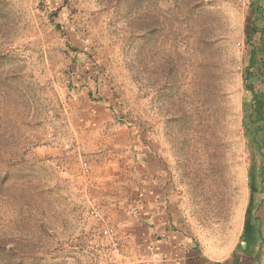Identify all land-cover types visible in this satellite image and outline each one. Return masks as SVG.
<instances>
[{"label":"rangeland","instance_id":"1","mask_svg":"<svg viewBox=\"0 0 264 264\" xmlns=\"http://www.w3.org/2000/svg\"><path fill=\"white\" fill-rule=\"evenodd\" d=\"M250 5L0 0V264H151L136 213L122 224L149 170L177 229L236 232Z\"/></svg>","mask_w":264,"mask_h":264},{"label":"crops","instance_id":"2","mask_svg":"<svg viewBox=\"0 0 264 264\" xmlns=\"http://www.w3.org/2000/svg\"><path fill=\"white\" fill-rule=\"evenodd\" d=\"M255 91L260 116L255 119L256 131L250 134L248 145L254 165L248 202L236 232L229 230L222 238L207 239L185 218L177 229L169 210L171 195L166 182L149 170V179L137 185L133 202H125L129 220H122V224H130L133 216L129 209L136 213L138 223L146 230L143 242L151 264H264V71Z\"/></svg>","mask_w":264,"mask_h":264},{"label":"trees","instance_id":"3","mask_svg":"<svg viewBox=\"0 0 264 264\" xmlns=\"http://www.w3.org/2000/svg\"><path fill=\"white\" fill-rule=\"evenodd\" d=\"M141 1L142 0H137L138 3ZM250 6L251 11L245 20L244 27V42L246 51L243 58L244 86L246 94H248L250 99L246 111L247 119H245L246 125L248 126V137L253 131H256L254 125L257 121L255 119L258 115L260 116V107L257 106L258 96L256 94L255 87L256 81L263 76L264 71V0H251ZM15 163L16 162L14 161L13 166ZM4 168H6V163L3 155L0 153V187H3L8 180L7 174L3 171ZM249 210L250 207L248 205L245 212L246 216L248 215ZM26 256L28 259L32 258V256L27 255V253Z\"/></svg>","mask_w":264,"mask_h":264},{"label":"built area","instance_id":"4","mask_svg":"<svg viewBox=\"0 0 264 264\" xmlns=\"http://www.w3.org/2000/svg\"><path fill=\"white\" fill-rule=\"evenodd\" d=\"M92 215H93V217H94L95 219H100V218H99V215H98L97 213H93ZM102 234H103V236H105V237H111V236H112V230L109 229V228H105V229L102 230Z\"/></svg>","mask_w":264,"mask_h":264}]
</instances>
